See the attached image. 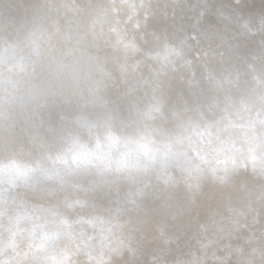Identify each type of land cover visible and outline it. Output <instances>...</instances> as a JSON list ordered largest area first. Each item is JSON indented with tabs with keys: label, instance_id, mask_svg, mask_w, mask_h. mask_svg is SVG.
I'll return each instance as SVG.
<instances>
[{
	"label": "clouds",
	"instance_id": "9594fccd",
	"mask_svg": "<svg viewBox=\"0 0 264 264\" xmlns=\"http://www.w3.org/2000/svg\"><path fill=\"white\" fill-rule=\"evenodd\" d=\"M0 264H264V0H0Z\"/></svg>",
	"mask_w": 264,
	"mask_h": 264
}]
</instances>
